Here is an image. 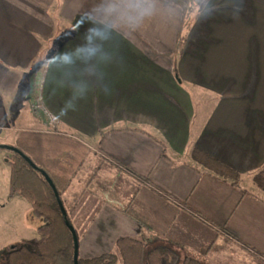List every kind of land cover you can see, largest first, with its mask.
<instances>
[{
	"label": "crops",
	"instance_id": "1",
	"mask_svg": "<svg viewBox=\"0 0 264 264\" xmlns=\"http://www.w3.org/2000/svg\"><path fill=\"white\" fill-rule=\"evenodd\" d=\"M96 2L0 0V130L15 139L21 132L88 139L102 161L88 188L101 169L135 186L128 204L135 214L88 190L95 205L79 256L117 253V240L130 237L205 264H264V191L254 183L264 172V0H242L238 13L240 0H215V11L190 25L187 11L171 18L160 0L158 18L120 37L103 79L88 81L87 96L61 115L88 70L53 73L42 93L25 96L28 69L47 67L41 55L53 41L60 50L81 43L92 25L69 29ZM27 97L29 113L19 116ZM195 148L238 171L239 185L197 163Z\"/></svg>",
	"mask_w": 264,
	"mask_h": 264
},
{
	"label": "trees",
	"instance_id": "2",
	"mask_svg": "<svg viewBox=\"0 0 264 264\" xmlns=\"http://www.w3.org/2000/svg\"><path fill=\"white\" fill-rule=\"evenodd\" d=\"M196 16L193 18L189 14L187 24H192ZM43 59L41 55V60ZM177 79L180 81L178 75ZM102 140L103 138L99 144ZM14 143L13 146L27 156L36 167H32L22 154L12 151L9 158V195L18 194L31 204L34 216L43 221V224L37 228L43 239L35 244L22 241L8 252H0V264L1 261L4 264H75L74 238L66 221L68 220L72 225L73 223L68 213L66 216L62 213L47 178L53 181L64 205L63 196L85 162V146L69 137L41 132H21ZM191 156L206 170L220 178L232 180L234 185H239V172L227 164L196 148L191 151ZM130 172L136 178H141L138 174ZM254 183L264 191V172L255 175ZM78 238H80L79 234ZM116 249L117 253H106L91 259H82L79 256L78 262L79 264H205L166 246L150 248L142 239L120 237L116 242Z\"/></svg>",
	"mask_w": 264,
	"mask_h": 264
},
{
	"label": "clouds",
	"instance_id": "3",
	"mask_svg": "<svg viewBox=\"0 0 264 264\" xmlns=\"http://www.w3.org/2000/svg\"><path fill=\"white\" fill-rule=\"evenodd\" d=\"M158 4L160 0H97L83 14L80 22L69 29L77 32L85 22L91 24L92 27L83 33L82 42L71 50H60L53 41L44 59L40 61L47 67L40 72L28 69L32 78L27 81L28 92L22 94L26 96L33 90L38 94L42 93L53 73H61L70 66L81 64L88 70L85 73L87 79L74 90L72 98L61 109V115H66L68 110H74L75 102L85 98L91 90L88 81L103 79L102 69L112 61V50L116 41L157 19L161 14ZM160 7L165 14L170 13L171 18L186 11L194 18L201 12L205 15L211 14L215 11L216 4L215 0H165ZM240 10L242 0L235 8L237 13ZM24 84L25 81L21 79L17 91H21ZM101 90L105 93L108 91L103 85Z\"/></svg>",
	"mask_w": 264,
	"mask_h": 264
},
{
	"label": "rangeland",
	"instance_id": "4",
	"mask_svg": "<svg viewBox=\"0 0 264 264\" xmlns=\"http://www.w3.org/2000/svg\"><path fill=\"white\" fill-rule=\"evenodd\" d=\"M30 105L28 97L25 102L18 106V115L29 113ZM38 112L35 106L32 107V113ZM15 131L0 130V252H8L16 243L28 241L33 244L39 242L43 237L37 232V228L43 224V221L34 216L31 204L22 196L16 194L9 195L10 188V165L9 158L12 155L11 148L15 145ZM17 138V137H16ZM81 144L85 146V162L82 168L78 170L72 181V189L68 190L63 196V202L68 216L73 223L76 232L80 236L83 225L86 224L89 215L92 216L94 203L87 202L88 190H93L99 202H107L118 207H127L131 214H135V207L129 208L132 192L135 188L131 183L123 181L120 178H109L104 169L95 179L92 186H89L90 176L100 166L101 160L96 156L92 148L95 146L88 139L81 138ZM71 187V186H70ZM70 189V188H69ZM90 191V192H91ZM86 194V195H85ZM73 200H76L75 206L82 215H77L74 211ZM149 245V244H148ZM152 248V245H149ZM106 254V253H105ZM4 264L3 261H1Z\"/></svg>",
	"mask_w": 264,
	"mask_h": 264
},
{
	"label": "water",
	"instance_id": "5",
	"mask_svg": "<svg viewBox=\"0 0 264 264\" xmlns=\"http://www.w3.org/2000/svg\"><path fill=\"white\" fill-rule=\"evenodd\" d=\"M12 151H15V152H19L20 154L23 155V153H21L17 148H15L14 146L11 148ZM24 158L28 161V163L31 164L32 167H36L35 164L25 155H23ZM47 181L49 182V184L51 185V187L53 188L54 190V193L58 199V203H59V206H60V209L62 211V213L66 216L67 215V212H66V209L61 201V199L59 198V195H58V192H57V189L53 183V181L50 179V178H47ZM66 225L67 227L70 229V231L72 232L73 234V238H74V263L75 264H79L78 262V259H79V238H78V234L74 228V226L72 224H70V222L67 220L66 221ZM13 248V247H12Z\"/></svg>",
	"mask_w": 264,
	"mask_h": 264
},
{
	"label": "snow or ice",
	"instance_id": "6",
	"mask_svg": "<svg viewBox=\"0 0 264 264\" xmlns=\"http://www.w3.org/2000/svg\"><path fill=\"white\" fill-rule=\"evenodd\" d=\"M31 78H29V80H30ZM27 83V82H26Z\"/></svg>",
	"mask_w": 264,
	"mask_h": 264
}]
</instances>
